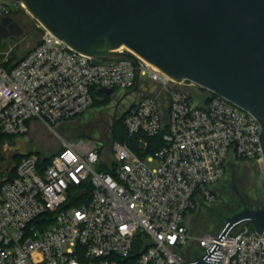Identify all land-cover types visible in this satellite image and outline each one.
I'll return each mask as SVG.
<instances>
[{"label": "built area", "instance_id": "obj_1", "mask_svg": "<svg viewBox=\"0 0 264 264\" xmlns=\"http://www.w3.org/2000/svg\"><path fill=\"white\" fill-rule=\"evenodd\" d=\"M21 10L23 0H0V17ZM43 27L18 64L0 65V133L22 137L33 120L51 127L80 116L96 89L112 88L140 95L124 112L129 136L163 131L164 143L146 159L120 141L110 159L93 141H65L47 165L24 155L0 180V264H264V236L247 223L222 241L221 231L198 237L203 254H186L185 214L215 200L231 161L264 163L258 119L128 48L92 56ZM193 90L212 94L205 108H193Z\"/></svg>", "mask_w": 264, "mask_h": 264}, {"label": "water", "instance_id": "obj_2", "mask_svg": "<svg viewBox=\"0 0 264 264\" xmlns=\"http://www.w3.org/2000/svg\"><path fill=\"white\" fill-rule=\"evenodd\" d=\"M23 1L78 51L99 56L125 46L176 80L191 79L249 111L261 124L264 149V0ZM22 33L11 16L1 18L0 41ZM191 94L193 108H205L212 96ZM24 140L23 154L36 152L29 137ZM244 223L264 236V206L244 205L227 217L218 240ZM194 264L217 263L202 256Z\"/></svg>", "mask_w": 264, "mask_h": 264}, {"label": "rangeland", "instance_id": "obj_3", "mask_svg": "<svg viewBox=\"0 0 264 264\" xmlns=\"http://www.w3.org/2000/svg\"><path fill=\"white\" fill-rule=\"evenodd\" d=\"M17 17L30 22L31 32L6 37L0 41V65L6 68L33 49L36 46V40L40 39L44 33L43 24L28 11L21 12ZM121 50L126 51V48L123 47ZM125 93L124 89H116L113 95L100 94L103 99L109 96L106 106L95 104L80 116L61 120L52 124L51 127L33 120L27 135L31 146L36 148L40 158H50L62 150L65 141L101 142L105 157L110 159L112 144L118 140L113 137L115 121L121 118L125 110L138 101L140 96L138 92H128L119 108L116 109V103ZM17 146L15 141L9 140L1 144L0 180L12 175L11 170L17 161L14 156ZM137 153L146 159L147 154L138 151ZM213 190L217 194V202L200 206L190 211L185 218L191 233L186 251L188 257L201 256L203 249L198 245L197 238L205 234L219 233L226 223V218L241 210L244 205L254 208L263 207L264 163L243 159L231 161L225 176L213 186Z\"/></svg>", "mask_w": 264, "mask_h": 264}, {"label": "trees", "instance_id": "obj_4", "mask_svg": "<svg viewBox=\"0 0 264 264\" xmlns=\"http://www.w3.org/2000/svg\"><path fill=\"white\" fill-rule=\"evenodd\" d=\"M21 12H26L25 10H21V11H18V12H15L12 14V16L18 18V14H20ZM32 50V49H31ZM31 50H29L21 59L17 60L15 63H13L10 67H13L15 66L16 64H18ZM95 102L93 104V106L95 104H99V105H105L106 106V103L107 101L109 100V96H107L106 98H101L100 97V94L97 92V89L95 91ZM124 115L121 117V118H117L116 121H115V124H114V128H113V137L118 139L117 141H120V142H126L130 147H132L133 150H135L136 152H142L143 154H149V153H152L154 150L158 149L159 147H161L164 143V140H163V131L162 133H160L158 136H155V137H148L144 134H137L135 136H129L127 130H126V127H125V124H124ZM17 137L16 136H13V135H7V134H2L0 133V147H1V144L5 141H14ZM147 142L148 141V145L145 149L142 148V143L144 142ZM38 151L36 150V153ZM16 158H17V161L14 163L13 165V168L11 170V174L14 175L15 172H16V166L18 164V162L21 160V158L24 156V154L20 155V154H15L14 155ZM52 157L50 158H42L43 160V163L44 164H49L50 161H51ZM243 160H246V159H243ZM101 169L102 170H106L108 171L109 168L106 166V165H102L101 166ZM2 173V170H1V167H0V174ZM214 192V190H213ZM216 198L214 201L210 202V201H203L201 202L199 205H197V207H195L194 209H198L200 206H207L208 204L211 205V204H215L218 200V197H217V194L214 192ZM264 206V204L262 205ZM261 207V206H260ZM192 209V210H194ZM190 210V211H192ZM188 211L186 214H185V218L187 216V214L190 212ZM185 224H186V221H185ZM187 225V224H186ZM251 227H253L251 224H249ZM188 226V225H187ZM189 228V227H188ZM223 229V228H222ZM190 230V228H189Z\"/></svg>", "mask_w": 264, "mask_h": 264}, {"label": "flooded vegetation", "instance_id": "obj_5", "mask_svg": "<svg viewBox=\"0 0 264 264\" xmlns=\"http://www.w3.org/2000/svg\"><path fill=\"white\" fill-rule=\"evenodd\" d=\"M3 17H6V16H1L0 17V21H1V18H3ZM13 19H14V21H16L19 25H20V27L23 29V33L22 34H24L25 32H27V33H30L31 32V29H30V22L27 20V19H25V20H22V19H19V18H16V17H14V16H11ZM12 36H15V35H12ZM6 38V37H5ZM128 92H130V90H127L126 91V93H128ZM127 96V95H126ZM116 97H117V95H116ZM123 99L124 98H121L120 99V101L119 102H117L116 103V109L117 108H119V106H120V104L122 103V101H123ZM20 139H22V140H24V137H20ZM25 150V146H17V148L14 150V154H22L23 155V151ZM203 254V253H202Z\"/></svg>", "mask_w": 264, "mask_h": 264}, {"label": "crops", "instance_id": "obj_6", "mask_svg": "<svg viewBox=\"0 0 264 264\" xmlns=\"http://www.w3.org/2000/svg\"><path fill=\"white\" fill-rule=\"evenodd\" d=\"M22 137H24V139H25V137H27V135L26 136H22ZM14 141L16 142V144H18V146H22L23 145V146L26 147L25 140L20 139V137H17Z\"/></svg>", "mask_w": 264, "mask_h": 264}, {"label": "bare ground", "instance_id": "obj_7", "mask_svg": "<svg viewBox=\"0 0 264 264\" xmlns=\"http://www.w3.org/2000/svg\"><path fill=\"white\" fill-rule=\"evenodd\" d=\"M28 12L31 14V15H33L32 14V12L28 9ZM34 16V15H33ZM37 19V18H36ZM44 26V25H43ZM46 27V26H45ZM123 47H125V46H122V47H120V48H118V49H116V50H118V51H121V49L123 48ZM126 48V47H125ZM130 50V52L132 53V54H134V55H136V56H140L139 54H137L135 51H133L132 49H129Z\"/></svg>", "mask_w": 264, "mask_h": 264}]
</instances>
